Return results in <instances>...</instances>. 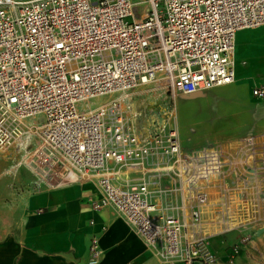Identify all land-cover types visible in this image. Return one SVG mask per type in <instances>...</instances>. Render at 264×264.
Here are the masks:
<instances>
[{"label": "built area", "instance_id": "2783aa9c", "mask_svg": "<svg viewBox=\"0 0 264 264\" xmlns=\"http://www.w3.org/2000/svg\"><path fill=\"white\" fill-rule=\"evenodd\" d=\"M261 25L264 0H0L12 178L22 166L39 190L95 175L91 207H112L164 264H217L211 239L236 233L231 263L264 226V135L188 147L174 115L145 130L151 109L122 95L153 82L148 94L175 104L233 83L236 33ZM251 96L264 100V82Z\"/></svg>", "mask_w": 264, "mask_h": 264}, {"label": "crops", "instance_id": "0c3cea01", "mask_svg": "<svg viewBox=\"0 0 264 264\" xmlns=\"http://www.w3.org/2000/svg\"><path fill=\"white\" fill-rule=\"evenodd\" d=\"M261 27L264 25L237 31L234 62L239 37L245 36L254 42L255 34ZM234 70L235 81L231 84L246 81L250 101L244 104L237 97L226 98L224 105H219V109L214 111L219 115L215 117L216 124L206 143L251 134L264 135V100L255 101L251 96V88L264 82V73L256 78L251 76L255 72H264V61H257V65L250 69L237 68L234 64ZM212 89L204 100L211 99V104H214ZM135 100L139 104L133 108L146 106L141 104L142 101ZM230 103H235V106L227 107ZM228 113H232L233 122L226 123V118L221 116ZM246 125L247 130L244 129ZM181 131L186 146L205 144L202 139L186 137L185 131ZM9 163L8 158L0 157V172L6 171ZM32 182L31 174L28 181L22 182L19 194L14 189L6 190L12 201L8 202L7 218L3 220L5 237L0 240V264H164L156 249L146 245L112 207L98 210L91 207V201L100 196L95 175L59 187L39 190L33 189ZM230 236L233 235L211 239L218 255L217 264L219 260L228 262L227 252L233 243ZM92 239L99 247L95 258H91L89 252Z\"/></svg>", "mask_w": 264, "mask_h": 264}, {"label": "rangeland", "instance_id": "374dc122", "mask_svg": "<svg viewBox=\"0 0 264 264\" xmlns=\"http://www.w3.org/2000/svg\"><path fill=\"white\" fill-rule=\"evenodd\" d=\"M254 39V42H252L253 40H251V38L242 36L239 37V40L236 42V61L234 62V64L237 68L240 67L250 69L257 65V61H264V27H261L257 30ZM261 73L264 72H255L251 76L253 78L260 77ZM248 87L249 86L247 82L243 80L234 84L230 83L212 89V95L213 98H215V105L211 104V102H213L211 101V99L204 100L208 98L211 90L201 91L195 95H190L184 99L177 100L175 104L156 101V99L154 100L153 95L148 94L149 91L156 89L153 82L138 84L132 89L128 90L127 94L128 100L131 101V104L133 106L139 104L137 103V100H135L138 99L139 101H142L141 104H144L146 105V107L151 109L148 118L144 122H142L145 130L147 127L149 129H154L156 127L157 129H160L159 126H162L164 124H172L173 122L171 115H174L176 124L178 125L179 129L185 131L186 137L200 138L204 141L203 143L206 144V140L210 137L209 133L213 130V126H215L216 124L215 117L219 115H216L214 111L219 109V105H221V107L224 105V101L226 100V98L237 97L240 100L244 101V104L249 103L250 98L247 92ZM108 98V95L100 98H95L91 101L90 106L94 107L108 100ZM234 106L235 103H230L227 107L232 108ZM232 113L221 115L222 117L226 118L224 120L226 123L233 122ZM167 117L169 118V120ZM194 120H196L197 122H194ZM193 125L197 127H194ZM199 125L202 127L199 128ZM244 129L247 130V125L244 127ZM0 157H3L4 159L8 158L10 160V166L8 167V169H6V171L4 170L3 172H0L1 240L3 237H5L3 220L4 218H7L6 212L8 209V202L12 201V198L8 197V195L6 194V190L7 188H9L10 190L14 189L19 194L20 188H22V182L24 183L25 181H28L31 174L28 169L21 166L16 170L15 177L12 178V168L14 166V163L19 158L14 150L0 151ZM232 235L233 236H230V241L234 242L238 239L239 236L236 233ZM247 237L248 238L240 248L238 255L233 258L231 263H229V261L227 262L224 260H219V264H264V226L252 230Z\"/></svg>", "mask_w": 264, "mask_h": 264}, {"label": "bare ground", "instance_id": "6f19581e", "mask_svg": "<svg viewBox=\"0 0 264 264\" xmlns=\"http://www.w3.org/2000/svg\"><path fill=\"white\" fill-rule=\"evenodd\" d=\"M234 44H235V42H234ZM234 49H235V46L233 47V53H234ZM122 96H127L128 97V94L127 93H125L124 95H122ZM73 177H75V175L73 174Z\"/></svg>", "mask_w": 264, "mask_h": 264}, {"label": "water", "instance_id": "95a60500", "mask_svg": "<svg viewBox=\"0 0 264 264\" xmlns=\"http://www.w3.org/2000/svg\"><path fill=\"white\" fill-rule=\"evenodd\" d=\"M188 97V96H187Z\"/></svg>", "mask_w": 264, "mask_h": 264}]
</instances>
